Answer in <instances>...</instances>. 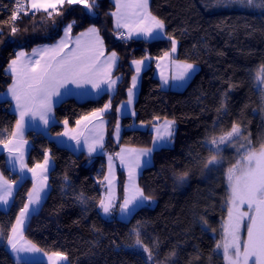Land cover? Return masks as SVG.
<instances>
[{
  "label": "trees",
  "instance_id": "trees-1",
  "mask_svg": "<svg viewBox=\"0 0 264 264\" xmlns=\"http://www.w3.org/2000/svg\"><path fill=\"white\" fill-rule=\"evenodd\" d=\"M97 3L95 17L86 15L87 10L80 5H65L63 15L53 17L55 24L44 13L34 19L21 14L15 22L20 30L12 36L5 23L10 17L5 13L7 2L0 0V92L11 84L7 67L17 51L54 43L49 37H62L63 27L73 20V34L98 27L106 51H115L119 58L113 72L120 78L114 94L83 101L74 97L62 100L54 106L57 122L49 128L51 136L59 135L65 128V119L68 126L74 127L77 119L110 102L111 109L104 114L106 138L100 154L90 157L76 152L41 131L26 133L25 139L31 142L27 165L42 162L47 150L54 166L49 171L47 197L28 220L24 237L41 253H64L68 264H224L215 244L226 219L225 172L235 161L236 152L235 148L222 146L226 148L223 167L209 170L204 167L209 156L205 142L238 124L246 138L243 142L250 140L257 150L264 144L263 98L256 80L258 70L264 66V10L215 7L214 0H151L149 11L164 21L166 37L124 41L118 38L110 15L115 10L114 0ZM167 35L178 43L175 59L199 67L183 90L163 89L155 71L157 58L171 49ZM146 55L152 60L141 75L135 116L120 118L118 108L127 101L135 75L131 62ZM17 119L12 101L0 100V139L15 129ZM164 120L175 122L172 143L153 152L151 165L138 179L139 186L151 197L150 202L136 210L130 223L119 221L118 211L113 217L100 215L96 202L104 194L105 184L100 181L108 172V156L112 155L116 164L117 193L122 199L126 174L115 153L122 147L151 149L154 135L149 128ZM117 123L123 127L118 142L114 139ZM133 124L146 129L128 130ZM185 172L186 181L177 183ZM0 174L12 181L17 179L3 153ZM32 186V180L25 179L8 210L0 208V233L5 237L0 239V264H17L6 246V236ZM137 226L141 239L153 253L152 261L147 260V253L128 247L134 243L129 233ZM173 251L175 256L170 255ZM19 264L47 263L20 260Z\"/></svg>",
  "mask_w": 264,
  "mask_h": 264
},
{
  "label": "snow or ice",
  "instance_id": "snow-or-ice-1",
  "mask_svg": "<svg viewBox=\"0 0 264 264\" xmlns=\"http://www.w3.org/2000/svg\"><path fill=\"white\" fill-rule=\"evenodd\" d=\"M14 8L11 10L9 21H6L10 34L15 36L20 30L16 21L23 15H31L34 19L37 14L44 13L46 19L55 20L53 17L63 15L65 5H80L87 10L86 15L95 17L93 9L98 8L97 0H14ZM215 7L227 8L240 6L247 9L261 8L264 10V0H214ZM115 10L110 13L114 18V27L118 38L131 40L134 36L153 39H163L166 35L164 21L152 15L149 11V0H114ZM76 21L63 27V36L56 39L49 37L54 43L32 48L31 53L21 49L15 53L7 67V73L11 76V84L7 94L15 103V111L18 119L15 129L6 138L0 139V151L8 153L7 163L9 170L19 172L25 171L32 174L33 186L26 196V202L19 211L15 223L11 226L6 236V246L15 256L17 264L22 259L21 254L40 252L31 241L24 237L26 222L30 219L32 212L41 204L47 194L48 173L53 166L51 155L46 150L42 162H37L33 167H28L25 161L24 132L27 127H32L37 121L47 129L56 123L54 106L63 100L65 96L73 95V87L81 89L79 95H88V89L100 92L111 91L119 77L112 78V70L117 63V53L112 51L105 55L104 39L100 35V29L96 26L87 28L76 37L71 33ZM3 30L0 29V37ZM171 41L170 51L164 52L158 61H168L165 67L174 68L171 79L185 81L196 69L191 63L181 62L172 54L177 51V42L167 35ZM151 57L132 60L135 73L131 78V88L127 92V103L121 104L118 111L125 110L135 115L131 105L134 99V89L142 70L149 65ZM157 67H161V63ZM161 79L166 85L169 78L161 72ZM256 80L259 85H264V66L257 73ZM264 93V87L260 88ZM111 109V103L105 104L103 108L83 115L75 121V127H68V120H64L65 130L59 135L75 141L77 148L86 149L91 157L97 149H103L104 144V114ZM159 120V117H156ZM174 121L165 120L163 124H153L154 148H164L172 143L174 136ZM219 128V125L215 126ZM120 126L116 124L114 139L119 140ZM3 133H0L2 136ZM246 138L241 132L238 124L228 131L221 132L218 136H211L205 142L208 147L209 156L204 162V167L215 170L223 167V153L225 147L235 148L236 159L227 167L226 180V219L222 225V235L215 244L216 252L221 256L224 264H264V144L259 149L251 146V141L243 142ZM152 149L137 150L134 148H121L115 153L119 166L127 172V181L123 185L122 199L117 193L115 183L114 158L108 156V175L104 176L101 184L106 189L101 198L97 199L96 207L99 214L104 217H113L114 212L119 213V221L130 223L134 218V212L142 208L151 197L145 194L139 186L137 178L139 169L149 161L145 157L151 156ZM185 172L177 178V183L183 184L187 179ZM16 181H9L0 174V205H8L16 188ZM70 186V185H69ZM83 203V196L79 197ZM118 199L120 203L117 204ZM206 224L207 222L204 221ZM129 238L134 243L128 245L130 249H139L147 253V260H153V253L149 246L141 239V230L137 226L129 233ZM0 239H5L0 233ZM48 256V264H62L67 261V256L59 251H54ZM175 256V252L170 253ZM155 264V261H153Z\"/></svg>",
  "mask_w": 264,
  "mask_h": 264
},
{
  "label": "crops",
  "instance_id": "crops-1",
  "mask_svg": "<svg viewBox=\"0 0 264 264\" xmlns=\"http://www.w3.org/2000/svg\"><path fill=\"white\" fill-rule=\"evenodd\" d=\"M165 37H166V35H165ZM133 38H135V39H145V40H148L147 38H145V37H136V36H134ZM177 46H178V43H177ZM104 47H105V51H106V46H105V43H104ZM31 53V52H30ZM173 55V57L175 58V53L174 54H172ZM152 60V59H151ZM150 62L151 61H146L145 63L146 64H150ZM158 62H160V61H157V63ZM161 63V67H157V64H156V69H155V71H156V74H157V76L159 77V79H160V81H161V84H162V87H163V89H165V90H167V89H177V90H183L186 86H187V84L189 83V81L191 80V78L199 71V67L197 66V65H194L195 66V71L193 72V73H191L190 74V77L187 79V80H185V81H178V80H173V79H171V77H172V75L174 74V68H169V67H165V65H167L169 62L168 61H163V62H160ZM133 68L135 69V66L133 65ZM148 68V67H147ZM147 68H145V69H147ZM116 69V68H115ZM115 69H113L112 70V78L113 79H115V78H117V77H115V76H113V72H114V70ZM144 69V70H145ZM144 70H142L141 71V73H140V75H139V77H138V80H137V87H136V89H134L133 91H134V93H135V95H134V99H133V104L130 106L131 107V109H132V111H134L135 113H136V111H135V108H134V105H135V103H136V101H137V98H138V94H139V90H140V85H141V75H142V72L144 71ZM161 72H163L164 73V75L166 76V77H168L169 78V82H168V84H164L163 83V81H162V79H161ZM135 75H136V73H135ZM118 82H119V80L117 81V83H116V85H115V87L111 90V91H107V92H100L99 94H97L96 92H95V90H92V89H88V95H82L84 98L83 99H91V98H98V97H100V96H102L103 94H105V93H109L110 95H112V94H114V92H115V90H116V87H117V84H118ZM77 91L78 92H75L73 95H71V96H73V97H75V98H77L78 100H80V98H78V96H77V93H80L82 90L81 89H77ZM5 94H7V91H6V93ZM79 95V94H78ZM8 96V95H7ZM66 97V96H65ZM64 97V98H65ZM5 98V97H4ZM3 98V99H4ZM8 100H11V98H7ZM12 101V100H11ZM60 103V102H59ZM127 103V101H125V102H123L122 104H126ZM57 105V104H56ZM55 105V106H56ZM13 106H14V101H12V108H13ZM118 115H119V117L121 118V117H124V116H135V115H131L128 111H125V110H120V111H118ZM106 121V120H105ZM165 121V120H164ZM164 121H158L157 122V124L159 125V124H163L164 123ZM52 125V124H51ZM50 125V126H51ZM76 126V125H75ZM74 126V127H75ZM119 126H120V133H119V139H120V136H121V132H122V130H123V127L121 126V124L119 123ZM69 128H73V127H70V126H68ZM50 128V127H49ZM133 128H141V129H146V127L144 126V125H141V124H133L132 126H130V127H128L127 129L128 130H131V129H133ZM64 130H65V128H64ZM63 130V131H64ZM149 131L153 134V135H155L154 134V131H153V127H151V128H149ZM57 144H59V145H61V146H65V147H67V148H70V149H72V150H74V151H76V152H85L86 154H88L87 153V150L86 149H80V148H77V146H76V143H75V141H72V140H69L67 137H63V136H61V135H56V136H51L50 135V133L48 134ZM105 138H106V123H105V126H104V141H103V144H105ZM26 141H27V145H25V149H26V151H25V156L27 157V154H28V151H29V149H30V146H31V142L29 141V140H27V139H25ZM116 141V140H115ZM119 141V140H118ZM117 141V142H118ZM122 148H125V149H129V147H122ZM121 149V148H120ZM119 149V150H120ZM134 149H137V148H134ZM152 149V152H151V156L150 157H145V161H149L150 160V163H146V165L145 166H142L138 171H139V175H138V178H137V182H138V179H139V177H140V175H141V173H142V171H143V169L144 168H146V167H148V166H150L151 165V163H152V155H153V152L154 151H156V150H158V149H160V148H154V147H152L151 148ZM137 150H144V149H137ZM103 151V149H97V152L96 153H93L91 156H93V155H96V154H100L101 152ZM0 153H5L4 152V150L3 151H0ZM50 154V153H49ZM26 163H27V159H26ZM53 166H54V161H53V159H51V162H50ZM53 166L50 168V170L53 168ZM49 170V171H50ZM124 170V172H125V174H126V181H127V172H126V170L125 169H123ZM27 179V178H26ZM29 179H31V177L29 178ZM9 180V179H8ZM25 180V179H24ZM23 179H21V181H20V179L19 180H17L16 182H17V184H21L23 181H24ZM32 180V179H31ZM33 182V181H32ZM16 184V188H15V190H14V193H13V197H14V194H15V192L17 191V189H18V187H19V185H17ZM47 189V191H46V193L48 194V190H49V173H48V187L46 188ZM45 189V190H46ZM47 194H46V196H45V198H44V200L46 199V197H47ZM13 197L10 199V201H9V204L8 205H0V208L1 209H3V210H8V208H9V206H10V204H11V202H12V200H13ZM44 200H42L41 201V204H40V207H39V210H40V208H41V206H42V204H43V202H44ZM146 203H148V202H146ZM38 210V211H39ZM138 210V209H137ZM37 211V212H38ZM36 212V213H37ZM135 213V212H134ZM35 214V213H34ZM31 215H33V214H31ZM28 222V221H27ZM27 222H26V224H25V228H26V225H27ZM25 228H24V231H25ZM14 255V254H13ZM21 256H22V261H32V262H35V261H39L38 259H41V258H44V255H43V253H41V252H35V253H29V254H21ZM45 262V261H44ZM47 263V262H46ZM62 264H68V263H66V262H62Z\"/></svg>",
  "mask_w": 264,
  "mask_h": 264
},
{
  "label": "rangeland",
  "instance_id": "rangeland-1",
  "mask_svg": "<svg viewBox=\"0 0 264 264\" xmlns=\"http://www.w3.org/2000/svg\"><path fill=\"white\" fill-rule=\"evenodd\" d=\"M150 1L151 0H149V6H150ZM236 7H238L239 9H243L244 7H240V6H236ZM86 31V30H85ZM71 35H72V37L74 38V37H76L77 35H79V34H73V33H71ZM63 36V35H62ZM148 40H152L153 38H147ZM122 40V39H121ZM125 41V40H124ZM105 43V42H104ZM37 47H39V46H37ZM27 52H31V50L30 51H27ZM111 52H107V51H105V55H107V54H110ZM117 57H118V55H117ZM15 58V57H14ZM13 58V59H14ZM118 62H119V58L117 59V63H116V66H115V68L117 67V65H118ZM114 68V69H115ZM159 78V77H158ZM10 87V86H9ZM8 87V88H9ZM261 87H264V85H259L258 84V88H259V90H260V88ZM8 88L7 89H5V91H3V92H0V100H8L7 98H11L10 97V95H8V96H5L4 94L6 93V91H8ZM75 92H78L77 91V89L76 88H74L73 87V93H75ZM261 94H262V98H263V105H262V117H263V120H264V93H262L261 92ZM77 96H78V98H80V100L81 101H83V100H86V99H83L84 97L82 96V95H78L77 94ZM5 97V98H4ZM68 97H73V96H66L65 98H63V100L64 99H66V98H68ZM4 98V99H3ZM75 98V97H74ZM77 99V98H76ZM61 102V101H60ZM59 102H57L56 104H58ZM12 110L17 114V116H18V113L15 111V103H14V106H13V108H12ZM50 127V126H49ZM49 127L47 128V129H45L44 128V126L43 125H41L40 124V122L39 121H37L36 122V124L34 125V126H32V127H27L26 129H25V132H24V138H25V135H26V133L28 132V131H30V130H35V131H41V132H43V133H45V134H49ZM0 147H2V146H0ZM4 152L5 153H3L4 154V156H5V163H6V165H7V167L9 168V164L7 163V157H8V153H7V151L6 150H4ZM0 154H2V153H0ZM26 159H27V157L25 156V161H26ZM29 167V166H28ZM12 173L13 174H17V179L15 180V181H17V180H19L20 179V181H21V179H26V178H30V177H32V174L30 173V172H27V171H25V173L23 174V175H21L19 172H14V171H12ZM107 175H108V172H107ZM115 176H116V180H115V183H116V185H117V182H118V177H117V171H116V167H115ZM7 179V178H6ZM32 179V178H31ZM9 181H12V180H9ZM17 184V183H16ZM20 184V183H19ZM19 184H17V185H19ZM103 188H104V191H105V189H106V182H105V185L103 186ZM45 191H47V189L45 190ZM46 196V195H45ZM45 196H44V198H45ZM44 198L42 199V200H44ZM39 207H40V205L38 206V207H36L35 208V210L32 212V214H34V213H36L38 210H39ZM32 216V215H31ZM43 255H44V258H41V259H38L39 261H45V262H47V264H48V256H46L44 253H43ZM66 263H68V259H67V261H66Z\"/></svg>",
  "mask_w": 264,
  "mask_h": 264
},
{
  "label": "built area",
  "instance_id": "built-area-1",
  "mask_svg": "<svg viewBox=\"0 0 264 264\" xmlns=\"http://www.w3.org/2000/svg\"><path fill=\"white\" fill-rule=\"evenodd\" d=\"M7 2V5L5 7V13H10L11 14V10L14 8V0H5ZM126 41V40H125Z\"/></svg>",
  "mask_w": 264,
  "mask_h": 264
}]
</instances>
